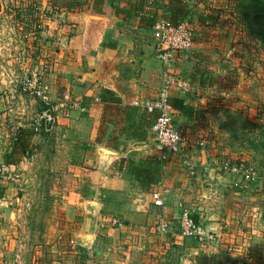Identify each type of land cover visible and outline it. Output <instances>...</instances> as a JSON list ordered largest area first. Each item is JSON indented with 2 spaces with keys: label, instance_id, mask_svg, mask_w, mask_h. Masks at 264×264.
<instances>
[{
  "label": "rangeland",
  "instance_id": "1",
  "mask_svg": "<svg viewBox=\"0 0 264 264\" xmlns=\"http://www.w3.org/2000/svg\"><path fill=\"white\" fill-rule=\"evenodd\" d=\"M81 2L0 0V264H183L176 243L168 251L174 255L170 262L155 255L153 242L159 254L168 250L166 235L155 229L162 211L123 210L126 201L115 190H98L80 156L78 168L69 164L76 83L64 72L65 14ZM227 2L233 12L227 9L222 21L229 28L220 22L215 57L207 53L209 72L217 77L207 123L219 128L214 144L221 150L210 149L207 160L243 161L257 171L259 183L244 188L240 175L215 170L227 179L207 203L219 210H264V42L245 23L240 1ZM21 128L33 129V135L24 157L18 152L20 160L10 166Z\"/></svg>",
  "mask_w": 264,
  "mask_h": 264
},
{
  "label": "crops",
  "instance_id": "2",
  "mask_svg": "<svg viewBox=\"0 0 264 264\" xmlns=\"http://www.w3.org/2000/svg\"><path fill=\"white\" fill-rule=\"evenodd\" d=\"M229 6L227 0H82L65 14L69 46L64 72L76 83L68 124L69 164L78 168L80 156L98 190H115L126 201L123 210L162 211L161 216L171 222L170 231L160 232L166 235L163 246L168 250L161 255L158 242L153 247L155 255L168 257V262L174 257L168 251L176 243L183 264H264V210H233L232 206L219 210L207 203L214 191L216 199L220 183L227 179L214 173L207 160L210 149L221 151L220 130L207 123L213 117L215 100L210 92L217 78L209 72L212 60L207 53L215 57L213 47L222 37L220 22L229 28L222 21ZM162 18L175 23L190 20L197 31L193 51L176 54L172 64L176 73L191 78L194 88L188 93L174 90L171 97L179 105L172 103L173 123L188 138L190 156L197 164L195 174L176 154L161 158L153 131L157 115L143 106L157 97L162 83L164 64L154 35V26ZM198 56L204 60L195 61ZM208 135L209 143H203ZM147 168L159 171L160 180L152 182ZM211 174L212 182L207 179ZM261 185L264 190V182ZM164 187L171 192L161 208L152 201V192ZM224 193L237 198L232 191ZM185 208L213 240L182 236L180 215ZM254 238L260 243H253Z\"/></svg>",
  "mask_w": 264,
  "mask_h": 264
},
{
  "label": "built area",
  "instance_id": "3",
  "mask_svg": "<svg viewBox=\"0 0 264 264\" xmlns=\"http://www.w3.org/2000/svg\"><path fill=\"white\" fill-rule=\"evenodd\" d=\"M195 28L190 20H183L174 23L169 19L162 18L154 26V35L158 41V52L164 69L162 70V83L158 95L152 100L145 101L143 106L149 113L157 115L154 122L153 131L156 136L157 149L161 158H166L168 154L178 155L185 168L195 174L197 164L192 160L188 150V138L179 130L174 122V106L171 101L172 92L177 90L181 93H188L194 88L191 78L174 72L172 64L175 55L178 53H191L195 45ZM73 106L76 104L72 103ZM43 119V118H42ZM52 117L46 118L51 121ZM38 130L39 127H36ZM211 168L216 170H228L233 174L240 175L242 187L250 188L259 183V174L255 169L245 164L243 161L231 162L230 160H213L209 163ZM171 192L170 187L155 189L152 192V201L158 207L165 208L166 195ZM180 226L184 237H195L200 241L213 240L212 235L207 234L201 225L196 222L190 209L181 211ZM171 227L168 217H160L157 228L159 232L167 233Z\"/></svg>",
  "mask_w": 264,
  "mask_h": 264
},
{
  "label": "trees",
  "instance_id": "4",
  "mask_svg": "<svg viewBox=\"0 0 264 264\" xmlns=\"http://www.w3.org/2000/svg\"><path fill=\"white\" fill-rule=\"evenodd\" d=\"M239 1L240 2H239L238 10L240 9L239 11L241 12V15L244 16L246 20L245 23L248 24L249 28L253 33L263 38V42H264V0H239ZM172 103L175 106H179L177 103H174V101ZM32 135H33V129L30 130L26 128H21L20 133H18L17 135L14 149L11 152V154L8 156L10 159L7 162V164L9 165L16 164L18 160H20V159L17 160V158H15L18 152L21 154L20 156L26 154L27 148L30 144V138L32 137ZM146 171L148 173V177H150L152 182L153 180L155 181L160 180L161 173L159 171H155V170L153 171V168H147ZM263 220H264V211H263ZM181 234H182V230H181Z\"/></svg>",
  "mask_w": 264,
  "mask_h": 264
}]
</instances>
